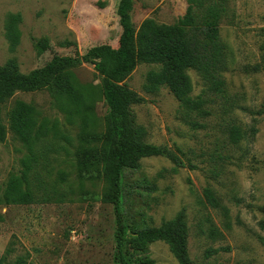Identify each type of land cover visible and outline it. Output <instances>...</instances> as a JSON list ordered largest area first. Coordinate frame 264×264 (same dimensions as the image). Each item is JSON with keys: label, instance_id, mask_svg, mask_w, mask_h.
Instances as JSON below:
<instances>
[{"label": "rangeland", "instance_id": "rangeland-1", "mask_svg": "<svg viewBox=\"0 0 264 264\" xmlns=\"http://www.w3.org/2000/svg\"><path fill=\"white\" fill-rule=\"evenodd\" d=\"M120 0H0V67L15 63L29 75L56 56L84 55L109 45L118 48ZM222 9L219 20L225 47V81L221 93L211 91L195 70H189L192 97L205 102L209 116L188 114L167 87L145 90L150 72L159 67L140 64L124 85L145 99L132 107L147 144L165 147L179 157L143 159L137 169L122 173L125 255L128 264H180L167 244L135 249L132 233L160 228L185 215L191 264H264V0H134L131 13L138 31L143 22L175 25L191 10L200 26L208 8ZM15 18L20 35L13 47L9 31ZM48 41L41 54L37 43ZM87 92L88 112L72 113L48 90L17 92L0 111L6 127L0 138V197L12 176L24 171L30 148L10 131L9 113L18 103L33 106L40 122L52 129L34 150L29 176L36 202L28 206L0 205V259L3 264H115V216L105 202L103 176L83 177L82 153L102 143H87L86 135L106 132L108 107L101 77L94 65L71 71ZM194 121L204 126L194 129ZM238 128L234 143L230 131ZM101 169V166H100ZM210 189L220 203L208 205ZM218 252V253H217Z\"/></svg>", "mask_w": 264, "mask_h": 264}, {"label": "trees", "instance_id": "trees-1", "mask_svg": "<svg viewBox=\"0 0 264 264\" xmlns=\"http://www.w3.org/2000/svg\"><path fill=\"white\" fill-rule=\"evenodd\" d=\"M227 0H218L225 3ZM134 0H120L117 15L121 27L118 48L101 45L88 50L84 55L56 56L45 67L29 75L19 73L15 63L6 68L0 67V111L17 92L32 93L48 90L60 98L72 113L88 112L87 92L74 81L72 70L83 63L94 65L101 77L102 94L108 107L106 132L102 136L86 135L87 143H102L103 148L86 150L82 153L84 165L83 177L86 180L103 176L108 184L105 202L112 205L115 216L114 262L128 264L125 255V227L122 203V173L124 169H137L143 159L164 157L178 166L182 165L179 157L165 147L147 144L146 131L138 127L132 107L145 103V99L124 85L140 64L159 67L147 77L145 90L155 94L167 87L182 108L188 113L205 118L209 112L204 109L201 98H193V83L189 70L200 74L211 91L221 93L225 81L222 71L226 66L225 47L220 40L219 20L222 9L212 5L208 8L200 26L195 21L191 10L185 18L175 25H159L154 20H146L137 31L131 13ZM15 18L9 31L13 47L19 42V32ZM48 41H40L37 48L41 54L48 50ZM264 64V55H263ZM264 70V69H263ZM10 131L24 145L30 148L32 157L23 161L24 171L20 176H12L0 197V205L28 206L36 202L29 176L37 158L35 147L48 137L52 131L46 122H40L36 109L20 102L8 115ZM194 129L204 128L192 121ZM6 137V127L0 119V138ZM231 140L238 143L242 136L234 127L230 131ZM101 166V169H100ZM205 199L212 208L218 209L220 203L210 189L205 190ZM132 242L136 250L145 251L151 244L162 242L180 264H191L188 253V227L185 215L160 228H145L134 231ZM218 253V252H217ZM5 258L0 259L3 264ZM23 260L15 264H24ZM142 264H155L153 260Z\"/></svg>", "mask_w": 264, "mask_h": 264}]
</instances>
